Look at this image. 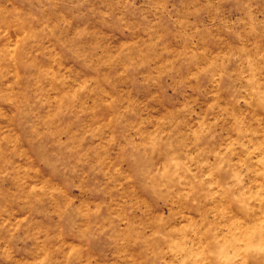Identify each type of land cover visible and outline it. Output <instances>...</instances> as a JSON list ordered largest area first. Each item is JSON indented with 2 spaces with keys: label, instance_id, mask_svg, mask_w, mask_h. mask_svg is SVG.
<instances>
[{
  "label": "clouds",
  "instance_id": "obj_1",
  "mask_svg": "<svg viewBox=\"0 0 264 264\" xmlns=\"http://www.w3.org/2000/svg\"><path fill=\"white\" fill-rule=\"evenodd\" d=\"M230 3L191 0L179 18L160 6L179 47L146 12L127 39L63 16L0 32V186L14 185L0 191V264H94L95 235L115 264H264V14L248 0L231 21ZM130 13L114 0L102 14L134 33ZM125 82L157 87L140 100ZM45 215L55 227H34ZM65 227L82 239L63 244ZM17 239L38 245L31 258Z\"/></svg>",
  "mask_w": 264,
  "mask_h": 264
},
{
  "label": "rangeland",
  "instance_id": "obj_2",
  "mask_svg": "<svg viewBox=\"0 0 264 264\" xmlns=\"http://www.w3.org/2000/svg\"><path fill=\"white\" fill-rule=\"evenodd\" d=\"M113 2L114 0H88L82 8H78L74 5L78 4L79 0H0V32L7 30L10 37H15L17 34L15 29L21 20L36 18L33 23H38L39 20L45 18L56 20L63 16L71 21V31L84 29L92 37H109L112 40L127 39L130 35H143V30L148 21H145L140 13L146 12L149 21H155L159 17L157 24L159 31L167 37L171 45L180 46L181 42L176 38L175 25L167 16L163 15L160 6H163L164 9H170V14L179 18L190 7L191 0H128V3L132 5L134 14H128L125 20L128 27L136 29L134 33L126 31L125 24L118 20L115 15L105 16L102 14L106 10V6ZM247 2L248 0H231L227 12L228 18L231 21L239 22L244 17ZM252 3L257 13L264 14V0H252ZM197 20L198 23L205 25L211 22L210 17L204 15L198 17ZM41 63H47V60L41 58ZM121 87L132 90L138 99L145 100L152 96L157 86L151 83L135 84L125 82ZM179 99L180 97H175L167 102L176 103L179 102ZM41 175H49V169L43 167ZM10 190H14L11 181L0 186V191ZM18 207L17 205L11 206L9 212L15 211ZM23 214L22 211L17 213V215ZM11 218L14 221L16 216L14 215ZM7 219H9L8 214H3L0 218V225H3ZM34 227L54 228L55 220L47 215L41 216L37 218ZM20 235H23V233ZM8 237V230L0 227V247L4 246L8 241ZM61 237L62 243L66 246H72L69 241L82 239L78 230L71 227H65ZM13 247L16 257L24 260L35 254L38 245L35 242L17 239ZM84 256L92 260L94 264H115L113 245L104 235H95L89 238ZM68 264H81V262L73 259Z\"/></svg>",
  "mask_w": 264,
  "mask_h": 264
}]
</instances>
